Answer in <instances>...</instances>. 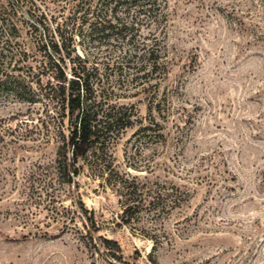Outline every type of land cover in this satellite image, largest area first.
<instances>
[{"label": "rangeland", "instance_id": "1", "mask_svg": "<svg viewBox=\"0 0 264 264\" xmlns=\"http://www.w3.org/2000/svg\"><path fill=\"white\" fill-rule=\"evenodd\" d=\"M158 1L160 28L131 31L133 43H156L146 50L157 85L118 90L134 123L108 147L111 172L90 171L88 156L64 182L55 139L32 127L27 103L0 93V264H264V0ZM73 2L18 0L7 46L73 42L100 69L125 65L127 39L71 32ZM122 180L140 199L130 224ZM101 237L117 242L115 256Z\"/></svg>", "mask_w": 264, "mask_h": 264}, {"label": "trees", "instance_id": "2", "mask_svg": "<svg viewBox=\"0 0 264 264\" xmlns=\"http://www.w3.org/2000/svg\"><path fill=\"white\" fill-rule=\"evenodd\" d=\"M14 3L18 0H0V93L27 103L32 127L55 139V174L64 182H71L80 174L82 161L88 156H92L93 161L89 164L90 171L100 176L107 170L111 172L108 147L134 123L133 111L116 101L120 95L118 90L129 84L142 85L144 90L157 85V81L150 80L159 62L152 57V50H146L155 49L156 43H133L131 31L141 23L149 26V32L158 30L166 13L158 0H74L71 32L77 25L78 36L99 43L115 35L127 39L132 50L122 56L125 65L100 69L87 54L75 53L73 42L61 45L53 39L41 43L38 49H10L7 43L16 31ZM119 6L124 7L127 17L117 14ZM131 9L135 14L129 13ZM68 39L75 41L71 33ZM136 81L139 83L134 85ZM21 123L29 126V120H21ZM145 128L139 127L140 131ZM132 181L118 183L124 198L120 214L123 224L137 218L140 199ZM80 210L90 227L96 230L93 213L87 216L88 211L83 206ZM101 242L109 254L115 256L112 252L113 247L119 250L117 242L105 237H101Z\"/></svg>", "mask_w": 264, "mask_h": 264}]
</instances>
